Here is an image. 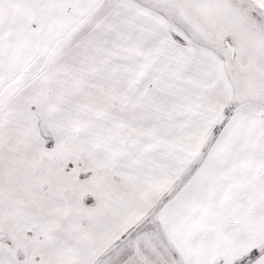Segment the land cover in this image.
Instances as JSON below:
<instances>
[{"label":"snow or ice","instance_id":"obj_1","mask_svg":"<svg viewBox=\"0 0 264 264\" xmlns=\"http://www.w3.org/2000/svg\"><path fill=\"white\" fill-rule=\"evenodd\" d=\"M0 264H264V0H0Z\"/></svg>","mask_w":264,"mask_h":264}]
</instances>
